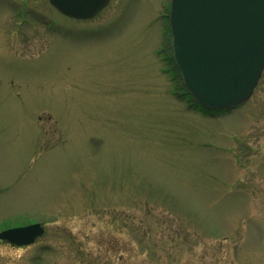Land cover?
<instances>
[{"label": "rangeland", "instance_id": "obj_1", "mask_svg": "<svg viewBox=\"0 0 264 264\" xmlns=\"http://www.w3.org/2000/svg\"><path fill=\"white\" fill-rule=\"evenodd\" d=\"M170 1L78 20L0 0V230L44 226L0 264H264V69L242 104L200 108Z\"/></svg>", "mask_w": 264, "mask_h": 264}, {"label": "water", "instance_id": "obj_2", "mask_svg": "<svg viewBox=\"0 0 264 264\" xmlns=\"http://www.w3.org/2000/svg\"><path fill=\"white\" fill-rule=\"evenodd\" d=\"M109 0H49L59 12L90 18ZM172 58L193 100L207 109L231 108L252 94L264 69V0H171ZM40 223L0 230V240L29 245Z\"/></svg>", "mask_w": 264, "mask_h": 264}, {"label": "flooded vegetation", "instance_id": "obj_3", "mask_svg": "<svg viewBox=\"0 0 264 264\" xmlns=\"http://www.w3.org/2000/svg\"><path fill=\"white\" fill-rule=\"evenodd\" d=\"M168 11V9H167ZM164 16H165V21L167 22V25H168V19H167V12L164 13ZM92 18V17H91ZM90 18H85V19H78V20H88ZM166 26V25H165ZM166 32L169 33V30H168V27L166 28ZM168 37H169V34H168ZM44 227V226H43Z\"/></svg>", "mask_w": 264, "mask_h": 264}, {"label": "trees", "instance_id": "obj_4", "mask_svg": "<svg viewBox=\"0 0 264 264\" xmlns=\"http://www.w3.org/2000/svg\"><path fill=\"white\" fill-rule=\"evenodd\" d=\"M196 104V103H195ZM197 105V104H196ZM198 106H200V105H198ZM200 108H202V109H204V107H202V106H200Z\"/></svg>", "mask_w": 264, "mask_h": 264}]
</instances>
